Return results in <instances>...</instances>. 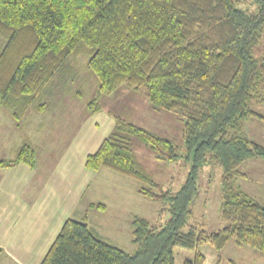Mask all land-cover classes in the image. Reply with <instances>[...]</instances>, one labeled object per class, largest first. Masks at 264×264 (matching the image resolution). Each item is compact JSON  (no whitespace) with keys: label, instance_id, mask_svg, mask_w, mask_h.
Returning a JSON list of instances; mask_svg holds the SVG:
<instances>
[{"label":"trees","instance_id":"1","mask_svg":"<svg viewBox=\"0 0 264 264\" xmlns=\"http://www.w3.org/2000/svg\"><path fill=\"white\" fill-rule=\"evenodd\" d=\"M256 12L240 0H0V107L20 123L68 59L86 45L88 66L98 78L91 114L100 98L126 87L141 91L153 109L183 120V145L114 115L112 131L89 153V170L109 168L142 183L140 192L159 204L156 219L136 216L126 251L101 238L85 220L68 217L40 264H175V247L195 251L184 264H204L199 250L212 244L216 264L233 239L264 254V204L239 188L236 177L248 159L264 157L252 140L250 119L264 115V0ZM168 161L184 158L188 171L178 189L158 182L132 148L133 138ZM212 162L223 169L220 213L227 225L208 231L194 219L200 174ZM38 149L23 142L0 168H34ZM91 207L103 203L91 202ZM166 214L169 216L166 218ZM4 250L0 247V257Z\"/></svg>","mask_w":264,"mask_h":264},{"label":"rangeland","instance_id":"2","mask_svg":"<svg viewBox=\"0 0 264 264\" xmlns=\"http://www.w3.org/2000/svg\"><path fill=\"white\" fill-rule=\"evenodd\" d=\"M240 6L248 8L251 12L258 10V5L254 0H240ZM5 42V38L0 37V51ZM256 51L264 52V32ZM90 53L91 48L84 45L81 51L72 55L64 63L62 71L55 75L39 98L40 102L48 104L47 109L42 112L34 108L30 109L21 121V126L25 125L29 116L36 115L33 112H37L38 116L41 115L40 118L44 119L42 120L44 126L38 127L40 129L38 133L33 132L35 126L25 127V131H29L28 136L32 137L31 132L35 134L33 135L34 140L41 145L40 148L44 149V152L47 150L48 153L51 151L60 153L62 149L59 148L62 147V143L69 142L81 128L86 130V126L92 122L93 125L95 121L102 124L104 116H111L103 107L110 109L112 113H123L127 119L183 145V120L171 112L153 109L150 101L141 91L120 87L117 91L102 96L100 98L102 109L90 115L87 104L97 96L99 83L97 76L88 66ZM262 111H264V106ZM7 112L8 110L0 107V157L11 158L15 154L12 148L13 142L22 133L16 131L18 123ZM85 115H90V117L86 120ZM108 120L102 124L106 130L95 127L100 136L110 133L112 128L106 126ZM35 123L39 124L36 121ZM113 123L115 124V119ZM250 133L249 137L252 140L254 138L264 144V122H257L253 129L250 128L248 134ZM132 148L145 169L153 174L164 187L175 190L185 180L188 166L184 158L177 161L160 159L149 145L137 137L132 140ZM80 167L73 166V171H78ZM240 169L247 175L237 176L236 186L240 185L264 204V157L248 159L241 164ZM87 170L90 184L84 204L100 202L106 206L104 208L91 207L89 204L85 206L88 210L90 207L86 214L85 208L83 207V212H81L80 207L69 217L87 221L95 233L107 242L126 251H134L136 248L132 241L134 218L141 216L150 220L156 219L159 204L141 193L139 189L144 185L131 176L109 168ZM222 172V167L217 162H212L200 174V193L193 205L195 215L193 221L208 231H215L227 225L220 213ZM168 216L166 214V218ZM200 248L203 250L211 248L215 251L212 244H203ZM214 253L217 256L216 251ZM194 254V250L175 247V264H184L185 260L191 256L193 258ZM0 264H15V262L5 258L0 259ZM221 264H264V254L252 246H238L231 239L224 248Z\"/></svg>","mask_w":264,"mask_h":264},{"label":"crops","instance_id":"3","mask_svg":"<svg viewBox=\"0 0 264 264\" xmlns=\"http://www.w3.org/2000/svg\"><path fill=\"white\" fill-rule=\"evenodd\" d=\"M263 106L264 104L260 105L258 109L264 115ZM103 108L111 116L118 114L125 117L123 113H112L110 109ZM7 113L13 119L9 111ZM33 113L36 115L29 116V120L25 122L27 125L21 126V122L13 119L18 123L16 131L22 135L13 142L12 148L16 153L23 142L30 141L38 149L37 166L30 168L25 164H17L9 169L0 168V247L4 250L0 259H10L15 264H40L67 216L76 213L80 207L79 210L83 212V207L89 206L90 202L84 204L90 184L85 159L107 136H100L95 127L106 130L102 124L109 118L106 126L114 128V117L111 119V116H104L102 124L95 121L93 126L92 122L86 126V130L81 128L69 142L62 143L59 148L62 152L48 153L34 140L33 135L40 131L38 127L44 126V119L37 112ZM90 115H85L84 119L87 120ZM257 122L263 123L264 117L248 120L247 131L253 129ZM26 126H35L34 133L31 132L32 137L28 136L29 131H25ZM248 135L251 136V133ZM256 142L260 143L259 140ZM76 165L81 167L78 171H73V166ZM242 173V176L247 175ZM237 186L243 189L240 185ZM85 210L86 214L88 209ZM199 250L205 255L204 264H216L217 256L213 249Z\"/></svg>","mask_w":264,"mask_h":264}]
</instances>
